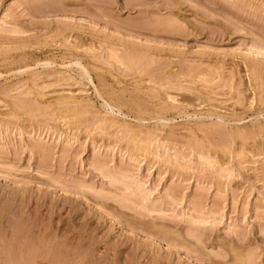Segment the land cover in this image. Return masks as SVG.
<instances>
[{"label": "rangeland", "instance_id": "obj_1", "mask_svg": "<svg viewBox=\"0 0 264 264\" xmlns=\"http://www.w3.org/2000/svg\"><path fill=\"white\" fill-rule=\"evenodd\" d=\"M23 253L264 264V0H0V264Z\"/></svg>", "mask_w": 264, "mask_h": 264}, {"label": "bare ground", "instance_id": "obj_2", "mask_svg": "<svg viewBox=\"0 0 264 264\" xmlns=\"http://www.w3.org/2000/svg\"><path fill=\"white\" fill-rule=\"evenodd\" d=\"M34 234V233H33ZM19 240V239H18ZM32 240V239H31ZM21 242V241H20ZM36 242H37V240H36ZM17 243V242H16ZM14 245V244H13ZM18 245V244H17ZM17 245H16V247H17ZM37 244H35L34 246H36ZM41 245H42V243H41ZM10 246V245H9ZM26 246H27V244H26ZM64 246V245H63ZM4 247H5V245H4ZM25 247V246H24ZM6 248V247H5ZM20 248V247H19ZM28 248V247H27ZM34 248H36V247H34ZM33 247H32V249H34ZM24 249V251H25V248H23ZM4 250H6V249H4ZM15 250V249H14ZM20 250V249H19ZM27 250V249H26ZM62 250V249H61ZM10 251V250H9ZM5 252V251H4ZM23 252V251H22ZM30 252V251H29ZM68 252V251H67ZM66 252V253H67ZM16 253V252H15ZM14 253V254H15ZM34 253V252H33ZM35 253H37L36 251H35ZM21 254V253H20ZM24 255H21V256H14V255H12V256H14V257H10V256H8L9 258H8V260H6L7 261V263L6 264H35V258H34V256H32V255H30V256H27V255H25L26 253H23ZM29 254V253H28ZM59 254V253H58ZM71 254V253H70ZM56 255V254H55ZM67 255V254H66ZM63 256H65V255H63ZM62 256V257H63ZM57 257V256H56ZM46 258V257H45ZM44 258V259H45ZM67 258V257H66ZM61 259V258H60ZM56 260H57V258H56ZM68 260V259H67ZM4 261V260H3ZM44 261V260H43ZM51 261H52V259H51ZM89 261V260H88ZM64 263V262H63ZM54 264V263H53ZM58 264H60V263H58Z\"/></svg>", "mask_w": 264, "mask_h": 264}]
</instances>
